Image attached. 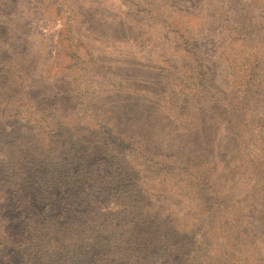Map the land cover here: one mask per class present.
<instances>
[{
  "label": "rangeland",
  "instance_id": "374dc122",
  "mask_svg": "<svg viewBox=\"0 0 264 264\" xmlns=\"http://www.w3.org/2000/svg\"><path fill=\"white\" fill-rule=\"evenodd\" d=\"M262 105L264 0H0V264L264 262Z\"/></svg>",
  "mask_w": 264,
  "mask_h": 264
},
{
  "label": "trees",
  "instance_id": "16d2710c",
  "mask_svg": "<svg viewBox=\"0 0 264 264\" xmlns=\"http://www.w3.org/2000/svg\"><path fill=\"white\" fill-rule=\"evenodd\" d=\"M249 12V11H248ZM249 18V16H240L239 19H236L234 20L236 24L240 25L241 26V23L244 24L247 19ZM241 22V23H240ZM225 23H228V20L225 21ZM225 23L222 25V26H225ZM189 32H186V34H188ZM245 36H241V37H238L239 40L241 41H244L245 39H243ZM237 57H240V55H237ZM255 58V57H254ZM257 60V58H256ZM258 62H260L258 60ZM253 76V75H252ZM248 78H251L250 75H248L247 77H240V79H238V82L236 83L237 87L233 88L232 91H231V94L232 96L228 98V102H227V106H228V112L230 113V117L231 119H236L238 118L237 116L239 115H243L244 112L250 108L251 106V102H256L260 99H258V89H259V85L260 83L258 82H254V78L250 79L248 81ZM241 88L242 87V96L240 97H236L234 95V93L238 90V88ZM254 102V103H255ZM175 105V104H174ZM264 107V105H262ZM238 123L234 124L235 125V128H238L237 125ZM234 129V128H233ZM42 164H39L37 166V172L40 174L39 176L37 177H34L35 178V188L34 190L40 194H43V197L47 196L48 194V190H47V187H43V178L45 176V167H48L47 165H44V166H41ZM190 176V175H189ZM15 179H18L15 177ZM122 188H123V185L121 184L120 188H119V193H123L124 192L122 191ZM23 190H26V187H23L20 189V192H23ZM207 196H205L207 198V201H200V197H198L195 201L196 202H193L194 204V207L196 208V212H197V221L199 220H202L200 218V215L201 214H204V213H207V211L209 210V213L211 215V217L214 219V216L217 214L216 213V210H218V197H211L209 195V193H207ZM120 196V195H118ZM124 196H127L124 194ZM121 197V196H120ZM135 197V196H134ZM196 198V196H195ZM262 199H263V202H264V196H262ZM48 197L46 198V201L48 202ZM138 200H140L138 198ZM137 202V199L135 200ZM227 200L225 199H220V202L222 203H225ZM130 202V199L126 201V205H125V202L122 201V206L124 207L125 210H127V212L129 211V204ZM212 205L214 206V208H212ZM136 208L138 211H140V208L135 204ZM142 204H141V209H142ZM142 212H144V214H146L145 211L141 210ZM140 211V213H141ZM151 219V218H150ZM170 220H167L166 223L168 224ZM141 222V221H140ZM195 228V227H194ZM169 231H168V227H167V230L165 232H167L169 235H173L174 233H176L178 231V227L174 226L171 224V226L169 227ZM150 230V225L148 224L147 221H142V224L139 225L138 223H133V225H131L130 227L128 226L127 230H126V238L123 242L124 245H126L127 243L129 245H127V247L125 248L124 247V252H125V255L128 254L129 250H130V243L131 244H135V245H140V250L142 251V259H146V258H150L152 257L151 254L147 251V249H144L145 248V243L146 241H148L149 239V231ZM192 229H189L186 233L188 235V233L191 232ZM190 231V232H189ZM236 232V231H235ZM182 234V231L181 233ZM183 235V234H182ZM186 235V236H187ZM186 242L188 243L189 242V239L186 238ZM153 244H152V247L154 249V254L155 255H159L161 253V250H160V247H158V243H157V237L153 238ZM191 245H193V248H199L198 245L196 244V242L193 240V241H190ZM200 245V244H199ZM182 253L179 255V258L176 259L174 261V264H182V263H189L191 264L193 260H195L198 256H200V254L198 253V250H195V255H189L188 254V251L190 252V250H187V249H182ZM207 256H210V254H207ZM211 257H208V260L209 262L211 261ZM234 261V259H233ZM231 262L232 264H264V262L260 259H254V258H246V259H241L236 257L235 259V262ZM195 264H199L197 263V261L195 262ZM216 264H221L219 262H217Z\"/></svg>",
  "mask_w": 264,
  "mask_h": 264
}]
</instances>
